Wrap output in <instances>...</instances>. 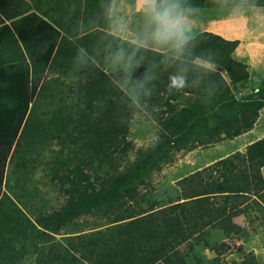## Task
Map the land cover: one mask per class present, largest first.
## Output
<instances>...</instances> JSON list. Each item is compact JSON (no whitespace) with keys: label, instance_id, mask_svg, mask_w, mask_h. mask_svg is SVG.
I'll list each match as a JSON object with an SVG mask.
<instances>
[{"label":"trees","instance_id":"1","mask_svg":"<svg viewBox=\"0 0 264 264\" xmlns=\"http://www.w3.org/2000/svg\"><path fill=\"white\" fill-rule=\"evenodd\" d=\"M11 1L14 12L0 14V264L22 262L19 241L29 245L38 264H188L182 244L191 249L201 242L210 248L209 231L228 234L232 219L243 212L240 203L251 196L264 201L262 136L244 152L207 165L205 176L195 171L179 179L190 185L183 186L174 202L55 238L75 215L107 216L171 149L200 131L206 129L214 140L248 131L264 107V86L235 99L220 70L231 84L247 78L245 65L231 57L237 40L203 31L195 34L192 55L211 53L218 71L205 74L190 66V86L183 90L189 99L177 107L168 90L173 69L158 68L149 85L151 95L142 94L133 103L119 86L123 73L105 63L111 37L100 16L101 0ZM187 2L193 8L222 7L221 0ZM252 2L264 6V0ZM13 18L11 25L4 23ZM78 48L91 57L87 64H74ZM137 56L142 57L137 79L161 59L147 50ZM52 74L53 81L64 80L66 86H48ZM140 106L153 109L160 133L120 168V158L130 147V120ZM67 138L76 148L51 151L46 162L40 159L49 140ZM38 165L67 195L58 209L31 217L21 208V193ZM240 264H255L252 254Z\"/></svg>","mask_w":264,"mask_h":264},{"label":"rangeland","instance_id":"2","mask_svg":"<svg viewBox=\"0 0 264 264\" xmlns=\"http://www.w3.org/2000/svg\"><path fill=\"white\" fill-rule=\"evenodd\" d=\"M256 7L257 11L264 9V6L256 5ZM14 8V1L0 0L1 15L5 16L14 12ZM193 9H195L193 18L196 21L194 34L204 31L217 34L225 39L237 40L231 57L245 65L247 78L231 84L224 71L220 70V74L228 83L233 97L238 99L264 86V66L257 67L258 63L264 62V29L253 33L245 28L243 18L240 19L239 23L233 22L230 8L204 7ZM246 15L249 17L248 27L255 28L256 22L253 14L246 13ZM15 18L4 20V23L11 25L10 22ZM54 76L55 74L50 76L48 86H66L67 83L64 80L53 81ZM122 91L124 92L123 89ZM173 94L175 100L171 102L177 104V107L185 104L189 99V94L184 91L173 92ZM161 110L163 107L156 109L155 112ZM155 116L153 109L143 106H140L139 112L133 114L126 134V139L130 140V147L120 158V168L130 164L135 159L138 149L148 147L158 138L160 129ZM262 136H264V107L258 110V115L251 128L233 138L209 139L206 129L200 131L196 137H193V140L185 145L171 149L159 167L135 185L130 196L114 204L107 216L75 215L60 228L59 234H56L55 238L77 229L95 230L115 223L109 222L115 220L119 215L144 214L160 205L174 202L180 197L183 186L190 185L188 182H184L183 185L178 183L179 179L190 176L189 174L195 171H199L200 176H205L209 173V169L206 168L207 165L236 151L244 152L247 144ZM74 148L76 146L71 144L70 138L64 139L62 142L57 139L49 140L40 159L46 162L50 160L51 151L62 149L69 152ZM43 170L41 165L34 169L33 176L21 193V200L23 201L21 208L25 214L31 217L37 212H50L58 209L67 195L64 186H61L56 180H50ZM260 173L264 182V165L260 168ZM92 178L90 177V179ZM10 184L14 185L13 181ZM253 198L254 196H251L240 203L243 212L232 219L228 234H222L217 229L209 231L207 239L211 244L210 248L201 242L194 243L191 249L187 247V244H182L180 249L184 253L187 263L240 264L243 257L250 253L255 264H264V201H253ZM72 234H79V232ZM16 245L23 253L22 262L19 264H38L36 255L30 252L29 245L25 241H19Z\"/></svg>","mask_w":264,"mask_h":264},{"label":"clouds","instance_id":"3","mask_svg":"<svg viewBox=\"0 0 264 264\" xmlns=\"http://www.w3.org/2000/svg\"><path fill=\"white\" fill-rule=\"evenodd\" d=\"M221 4L231 9L233 22L239 23L243 18L248 31L254 33L264 29V9L257 11L252 0H221ZM246 13L253 14L255 28L248 27ZM194 14L195 9L187 0H101L100 16L111 37L105 63L112 71L123 73L118 83L133 103H137L142 94L151 95L149 85L157 78L158 68L173 69L169 74V92H182L190 86V66L205 74L218 71L211 53L192 55L197 39ZM90 26L95 27V21H90ZM141 50L154 51L161 59L137 79L135 73L142 62L137 54ZM90 59L86 49L78 48L74 64L84 65ZM262 66L264 62L257 64L258 68Z\"/></svg>","mask_w":264,"mask_h":264}]
</instances>
